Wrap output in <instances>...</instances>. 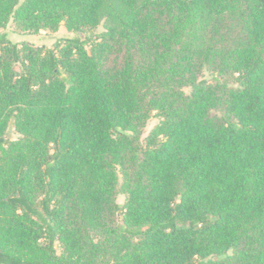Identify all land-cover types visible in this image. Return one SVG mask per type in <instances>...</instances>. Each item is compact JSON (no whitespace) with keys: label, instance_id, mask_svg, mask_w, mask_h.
<instances>
[{"label":"trees","instance_id":"1","mask_svg":"<svg viewBox=\"0 0 264 264\" xmlns=\"http://www.w3.org/2000/svg\"><path fill=\"white\" fill-rule=\"evenodd\" d=\"M10 20L71 35L0 31V264H264V0H0Z\"/></svg>","mask_w":264,"mask_h":264},{"label":"rangeland","instance_id":"2","mask_svg":"<svg viewBox=\"0 0 264 264\" xmlns=\"http://www.w3.org/2000/svg\"><path fill=\"white\" fill-rule=\"evenodd\" d=\"M0 31L7 32L9 40L13 42L27 41L34 45H51L54 39L61 35H71V33L61 25L56 31H49L47 29H42L38 32L26 31L17 27L15 23L10 20L5 27L0 28ZM156 119L151 118L148 120L146 125L145 133L156 123ZM7 134L11 138H16L18 135L15 132L13 126L10 124L7 130ZM117 201L123 203L124 196L122 194L117 195Z\"/></svg>","mask_w":264,"mask_h":264}]
</instances>
